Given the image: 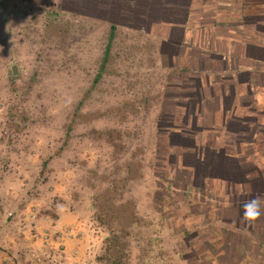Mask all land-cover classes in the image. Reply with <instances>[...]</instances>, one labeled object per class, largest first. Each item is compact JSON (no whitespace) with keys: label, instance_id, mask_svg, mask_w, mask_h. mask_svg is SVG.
Instances as JSON below:
<instances>
[{"label":"rangeland","instance_id":"374dc122","mask_svg":"<svg viewBox=\"0 0 264 264\" xmlns=\"http://www.w3.org/2000/svg\"><path fill=\"white\" fill-rule=\"evenodd\" d=\"M154 1L119 5L107 74L86 98L110 19L93 7L81 15L84 0H0L1 264H99L110 236L127 242V264H264V102L244 85L254 81L264 100V44L220 47L233 60L189 51L202 41L189 39L187 27L180 34L181 10L173 8L183 0H157L158 17L143 11ZM227 1L216 10L207 0L197 13L202 24L240 13L228 7L240 0ZM239 20L235 26L251 24L233 31L240 39L264 32L263 14ZM174 32L184 38L177 58L168 48ZM244 55L260 63L240 64L245 88L235 94L243 100L227 119L210 115L201 78L211 74L222 95L235 70L217 71L215 62H250ZM199 61L211 69L171 63ZM167 181L170 194L156 198L176 201V223L162 221L153 200ZM192 183L202 192L183 191ZM257 197L262 215L249 225L243 205ZM122 209L124 219L133 214L127 230L116 224L128 222Z\"/></svg>","mask_w":264,"mask_h":264},{"label":"trees","instance_id":"16d2710c","mask_svg":"<svg viewBox=\"0 0 264 264\" xmlns=\"http://www.w3.org/2000/svg\"><path fill=\"white\" fill-rule=\"evenodd\" d=\"M156 1L157 0H155L152 3H149L148 6L145 7L143 10V11L147 12L146 14L152 15V17L154 14H155L154 15L155 17H158V15H160L159 14L160 13L159 12V10H160L159 5H161V3H158ZM169 1L172 2L171 0H169ZM206 2H207V0H185V1L183 0L181 2H177L178 3L177 7L173 8V9H175L176 12L181 10V13L179 16V19H180L179 21L181 23L182 28H184V32L186 30V27L188 28V26H186L188 23L191 22L195 26H198L200 24V22H201L200 18L201 17H199V14H197V13L202 11L203 6H204V4H206ZM93 4H95V6H93ZM120 4H125V0H84L85 7L81 6L79 9V11L82 15V13L88 14L89 12H92L89 10V8L93 7L94 10H96L95 11L96 15H99V13H100L102 17L104 16V18L110 19V21H111L110 25L108 26V32L106 34V41L107 42L105 44L100 62H98L97 71L94 75V78L92 80L91 85L89 86L87 91H85L83 94L86 96V98L90 95L92 89H94V86L97 83H99L101 78L105 74H107V67L110 63L109 61H110V57H111V50L113 47V41L116 37V29H117L116 23L118 21V18H120L122 16V12H119V5ZM207 4L216 5L217 2L215 0H208ZM234 4H237V5L235 6ZM135 5L136 4H133V6H129V9L131 11H129V13H127V14L131 15ZM165 5H167V4L165 3ZM228 7L229 8L237 7V8L241 9L240 13H236V14L233 13V15L231 17L232 20L234 18H238V19L242 20L245 15L261 16L262 14H264V3L262 2V0H260V3H258V2L254 3V2H252V0H240L237 3L236 2H229ZM121 9L122 8L120 7V11H121ZM244 9L248 10V11L245 12ZM261 11H263V12H261ZM146 14H144V15H146ZM190 14L191 15L193 14V15L191 16ZM229 14L231 15V12H229ZM144 15L143 14L140 15L139 18L141 20L145 21L142 24H147V21L150 18H149V16L145 18ZM173 15H175V14H173ZM157 19L152 20V22L157 21L159 23L160 21ZM241 20H239V21H241ZM149 25H150V22H149ZM246 25H251V24H246V22H243L239 28L241 29V27H245ZM182 33H183V31H182ZM182 33L180 32L181 35H182ZM167 35L169 38L167 37ZM167 35L165 38H168L171 41L170 44L168 45V48L173 51V55H172L173 58H177L178 54L176 53V51L179 52L183 48V41L180 40L182 38H180L181 36L179 34H177L176 32H174L170 35L169 34H167ZM171 63H174L176 65L181 66L186 71L190 70L191 68H195L197 70H201L202 72L206 73L207 69H209V70L211 69V67H209L210 62H171ZM215 63L217 66L219 65L218 68H216V69H218L217 71H225V70H231L232 69L233 71L235 70V72H234L235 74H233V75L229 74L228 76H224L227 79L226 80L227 84L223 85L224 90H223L222 95L219 93V91H221V90L218 89L216 84L213 82V79H212L213 76L211 74H208V73L204 74V77L201 78L200 89H202V91L205 93V95H206L205 97L207 98V100L210 103L211 102L214 103L213 107L210 109V111H211V112H209L210 115L212 114V112H215V114H217V116H220L223 120L230 117L231 116L230 108L233 107L236 104V102L238 101L237 95L235 94V90H237L240 86L245 88L244 85H246L247 83H249V85L246 89L250 92L251 98L253 97V99H254L253 101L257 105H260L261 103L264 102L263 97L261 95H259L257 92L258 91V85L253 81L254 79L252 80L253 82L249 81V79H248L244 85L241 82H239L238 78L242 74L243 71L241 69H239L238 67L241 63L249 64L248 62H215ZM251 66H253V65H251ZM212 70H214V69H212ZM182 73L185 74V72H182ZM245 76H249V74L246 73ZM178 77L182 78L183 76H178ZM235 80H236V82H235ZM243 97H245V96H243ZM239 100L242 101L243 100L242 97L239 98ZM83 101L81 100L80 103L77 105L76 111L78 108H80L83 105ZM241 105H243V102H241ZM168 117L173 120V118L175 116L172 115V116H168ZM184 118H186L184 114L177 116V119L179 121H181L180 125H183V124L187 125L188 124V121L182 122V119H184ZM174 119H176V118H174ZM190 122H193V121L190 120ZM70 127H71V123L67 127V129H68L67 134L70 131ZM170 127L173 128L172 125H170ZM180 127H182V126H177V127L174 126L173 129L174 130H180ZM166 134H169V132L166 131ZM180 137H183V133L181 134ZM192 177L193 176H191L190 179H193ZM163 185L165 187L163 190L162 189L160 190L158 187L154 190L153 200L155 201V204H156L155 207H157L160 210V217H161L162 221L168 220V221L174 222V220H176L175 212H174V211H176V208H177L176 203H175L176 201H174L173 199L168 200V199H166V197L163 198L162 200L158 201V199L156 198L157 194H164V193H168V195L170 194L171 182L167 181ZM185 185L183 187H185ZM187 185L186 186L188 187V189L186 190V188H185V190H183L184 192H186L190 189H195V191H199L200 193L202 192L196 186L195 183L187 184ZM181 196H182L181 200H184L182 205L186 209V206H185L186 199L184 198V194ZM192 199H194V196H192ZM186 211H188V210H186ZM119 213H120L119 219H121V220L127 219L128 222H127V224H123V221H119V223H116V224H122L121 226L123 228L128 229V227L130 226L129 221L131 222V224L133 222L131 220L133 218L132 217L133 214L129 215L128 217H126L124 219L125 215L129 212L126 211L125 209H122ZM176 222H177V220L174 223H176ZM106 224H112V222H109V223L106 222ZM113 225L114 224H112V226ZM123 228H119V230L122 231ZM184 230H182V232ZM47 231L49 233L48 229H47ZM112 231H110V232H112ZM127 234H128V232H126L125 235H127ZM105 243H106L105 250H104L103 254L100 256V258L98 259L99 264H127V261H128L127 260L128 259L127 254H126L128 251L127 242L118 239L116 236H110L109 238L106 239ZM1 252L4 253V250H0V258L3 255ZM0 261H1V259H0ZM0 264H1V262H0ZM7 264H10L9 260L7 261Z\"/></svg>","mask_w":264,"mask_h":264},{"label":"crops","instance_id":"0c3cea01","mask_svg":"<svg viewBox=\"0 0 264 264\" xmlns=\"http://www.w3.org/2000/svg\"><path fill=\"white\" fill-rule=\"evenodd\" d=\"M217 3H219V0H215ZM223 2L227 1V0H222ZM230 0H228L227 2H229ZM252 2H258L256 0H252ZM262 2L264 3V0H262ZM260 3V2H258ZM219 4L215 5V6H212V8H215L217 10ZM223 12V11H222ZM233 13L231 12V16H228V19L227 18H223L225 16L223 15H218L216 17V19H210L209 22H207V19H205V21L203 22H200V24L198 26H195L193 28L191 27H188L187 28V32L189 33V36L188 35H184V29H182L183 31V36L184 37H187L189 39H194L196 37H198V41L201 40L202 42H200L201 44H199V49L200 50H196L193 45H191L188 50L191 51L192 49H194L196 52H198L200 54V52H204L207 51V50H213V51H216L211 58L212 59H217L218 57H220L221 59L222 58H227V59H231L233 60L234 56L232 54H228L226 55V53H224L223 50L220 49V47H224L226 48V50L228 48H231L232 50L233 49H236L235 52H237L238 50V45L239 44H242L243 45H249V42L252 41V38H253V41L256 42V41H259L262 43V45L264 44V32H260L262 34H259V32H257L256 30V34L258 35V38L256 36L254 37H241L238 38L237 36L233 35V31L236 30V29H240L239 27L240 26H235V21H232L231 17H232ZM264 15V14H263ZM189 25V23L187 24V26ZM14 27V25H13ZM11 27L8 25L7 26V31L5 33H9V29ZM264 31V30H263ZM231 32V33H230ZM182 33V32H181ZM197 35H196V34ZM205 38V39H204ZM212 39V40H211ZM182 41H184V38L182 37V39H180ZM204 40V41H203ZM207 42V44H205ZM246 42V43H244ZM258 44H254L253 47L257 46ZM252 47V46H251ZM218 50V51H217ZM200 51V52H199ZM207 54V53H206ZM235 55H238L239 56V53H235ZM244 60H247V61H250L248 62L250 65L249 67L253 68V66H255L258 62H256L254 60V57L251 58V56H248V55H244V57H242ZM201 62V61H199ZM253 62V63H252ZM252 63V64H251ZM260 63V62H259ZM258 63V64H259ZM253 65V66H251ZM241 66L239 65V69ZM249 75L250 73L247 72ZM237 98H241L240 96H238ZM243 99V98H242ZM254 100V99H253ZM230 243V242H229ZM228 243V244H229ZM233 243V242H231Z\"/></svg>","mask_w":264,"mask_h":264},{"label":"clouds","instance_id":"9594fccd","mask_svg":"<svg viewBox=\"0 0 264 264\" xmlns=\"http://www.w3.org/2000/svg\"><path fill=\"white\" fill-rule=\"evenodd\" d=\"M261 207V200L258 197L246 201L243 205L244 221L249 225L254 224L262 215Z\"/></svg>","mask_w":264,"mask_h":264}]
</instances>
